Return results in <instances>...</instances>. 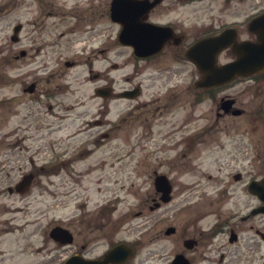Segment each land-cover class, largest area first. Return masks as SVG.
<instances>
[{
	"label": "flooded vegetation",
	"instance_id": "1",
	"mask_svg": "<svg viewBox=\"0 0 264 264\" xmlns=\"http://www.w3.org/2000/svg\"><path fill=\"white\" fill-rule=\"evenodd\" d=\"M113 1L81 0L76 9L87 22L77 30L64 21L68 0H0V20L12 14L14 21V68H23L26 75L17 92L0 96V198L7 200L0 203V214H12L0 221L1 230L8 234L17 229L25 237L29 229V235L44 242L47 256L32 264H65L69 258L75 260L72 264H264V211L259 210L264 202L246 189L255 203L239 206L230 184L213 195L210 191L211 196L200 191L194 200L173 188L164 202L162 192L155 191L152 204L138 207L148 213L170 204L164 211L173 210L175 224L159 234L174 242L175 257L143 254L150 243L142 230L138 234L143 222L133 224L132 207L106 205L110 199L95 206L83 201L73 220L41 221L86 190L83 178L107 159L85 169L80 161L101 146L109 148L112 159L124 144L119 140L133 147L140 143L145 150L151 142L158 144L156 135L164 126L175 148V100L181 92L190 90L185 96L198 105L207 103L210 113L213 101L214 121L204 128L226 130L253 116L255 110L245 107L253 105L264 86V70L233 73L224 82L201 81L204 73L187 55L217 66L235 61L239 45L254 44L264 35V0ZM75 32L97 42L86 55V60L92 57L86 78L95 83L86 98L70 72L80 61H60L68 46L64 37ZM212 37L220 40L204 42ZM208 74L216 79L219 71ZM245 92L250 95L247 104ZM88 102L90 107H84ZM231 141L230 162L254 158L237 144L245 142ZM258 179L257 174L250 181ZM56 226L68 230L70 243L53 238Z\"/></svg>",
	"mask_w": 264,
	"mask_h": 264
},
{
	"label": "rangeland",
	"instance_id": "2",
	"mask_svg": "<svg viewBox=\"0 0 264 264\" xmlns=\"http://www.w3.org/2000/svg\"><path fill=\"white\" fill-rule=\"evenodd\" d=\"M77 5H81V0H68V13L64 21L68 28L74 26L75 29L80 30L87 21L81 19V14L76 9ZM13 23L12 14L0 20V96L3 95V97H10L17 92L21 81L26 78L24 69L14 68L15 65L12 62L13 45L9 35ZM78 35H84L85 39L80 40ZM64 38H67L68 46L67 50L60 54V61L76 58L80 61V65L70 72L80 81L78 84L80 93L86 98L92 94V87L95 84L92 79L86 78L89 73L86 69L87 62L92 60V57L86 60V55L90 51V46H95L97 42L93 37L88 39L87 34L78 32L67 33ZM103 39L101 36L100 41ZM102 57L103 55L99 54L100 60ZM120 59L121 56L117 53L116 60ZM250 90L247 89L246 92ZM259 90L260 94L254 98L253 105L245 107L255 110L253 116L244 117L238 128L228 127L226 130L213 128L212 131H207L204 127L208 122L214 121L216 108L213 101H211L212 112L210 113L206 110L207 103L198 105L185 96L189 95L190 90L181 92L182 95L175 100V148L171 142V132L164 126L156 135L158 144L151 142L145 150L140 143L137 147H133L125 140H119V143L124 144L119 145L121 147L115 150L116 157L112 159L109 148L101 146L90 158L80 161V167L85 169L97 159L101 162L103 158L107 159L104 165H100L98 171L83 178V186L86 190L80 191V196L70 201L65 208L52 209L45 217L39 216V218L42 222L53 219L66 222L76 218L83 201H86L89 206H95L110 199L106 205L132 207L129 217L133 224L143 222L142 228H137L138 234L142 230L141 233L150 242L143 250V254H152L153 257H174V242L159 234L165 226L175 224L173 212H171L173 210L170 209L167 213L164 211L168 206L170 207V204H164L163 209L151 212L147 210L148 213H145V209H138L139 206L152 204L151 197L155 194L154 170L165 174L175 191L181 190L180 195L190 200L197 199L200 191L209 196L210 191L214 190L213 195L218 189H223L226 184H230L234 190L232 199L236 200L239 206L254 204L255 198L246 192V185L252 176L258 174L261 177L264 171V86H260ZM249 99L248 93L242 96L244 104H247ZM87 104L90 107L91 102L85 103L84 107ZM84 136L88 137L86 134ZM131 136L134 142L135 134L132 133ZM231 138L245 142L246 145L242 142L237 144L240 147L242 145L247 147L243 151H246V154H253L254 158L237 163L230 162L229 158L234 147ZM249 142H252V147H249ZM125 151L127 152L123 156ZM120 157L123 159H119ZM235 172H240L242 175L238 181L232 177ZM175 195L179 194L175 193ZM1 202H7V200L0 198ZM136 211L141 213L133 214ZM9 216L11 217L12 214L1 213L0 221L6 220ZM15 220L23 221V219ZM28 227L30 226L27 225L26 228ZM3 232L0 231V257H4L5 261H1L0 264H32L40 257L47 256L48 252L42 248L44 242L37 236L29 235V229H25V237L17 229L8 234Z\"/></svg>",
	"mask_w": 264,
	"mask_h": 264
},
{
	"label": "water",
	"instance_id": "3",
	"mask_svg": "<svg viewBox=\"0 0 264 264\" xmlns=\"http://www.w3.org/2000/svg\"><path fill=\"white\" fill-rule=\"evenodd\" d=\"M261 40H263V35L261 37ZM214 42V40H213ZM216 42V40H215ZM259 45H256L254 48H252V45H244L243 47H248V50L246 52H241L242 56L240 57L239 61L234 63V64H226L222 67L219 68V76L217 77V79H215L214 77L210 76L209 74L206 75V77L204 79H202L203 81L206 82H213L214 80L216 81H225L228 78H230V75L235 71V70H260L264 68V42H259ZM215 46H219V45H215ZM257 55H259V57H257ZM191 58L193 60L196 61V63L202 68V70L204 72L207 71H215V68H211V67H206L205 65H203L199 59L195 58V56L192 54ZM217 67V66H215ZM211 68V69H210ZM205 86H209V85H205ZM239 176L235 175V179H237ZM155 187L157 190L162 191L163 192V200H167L168 196H169V192L171 190V185L169 183L168 178L164 175V174H158L155 177ZM248 189L251 192H254L256 194H258V196L264 200V178L260 181H252L249 184ZM262 210H264V206L262 207ZM54 231L56 232L55 236L57 237V239H61L63 241H71V237L66 235L67 232L66 230H64L61 227H56L54 229ZM55 237V238H56ZM67 264H71V261L69 260Z\"/></svg>",
	"mask_w": 264,
	"mask_h": 264
}]
</instances>
